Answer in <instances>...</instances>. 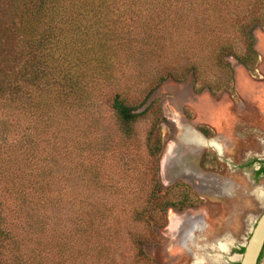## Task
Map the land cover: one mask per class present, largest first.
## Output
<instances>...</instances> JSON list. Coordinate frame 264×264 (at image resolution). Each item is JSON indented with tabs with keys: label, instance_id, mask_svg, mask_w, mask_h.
<instances>
[{
	"label": "rangeland",
	"instance_id": "374dc122",
	"mask_svg": "<svg viewBox=\"0 0 264 264\" xmlns=\"http://www.w3.org/2000/svg\"><path fill=\"white\" fill-rule=\"evenodd\" d=\"M28 1L0 0V66L10 70L25 58L19 15ZM229 4L248 5L250 15L264 0ZM263 12L254 29L257 54L247 66L229 57L232 70L217 67L218 38L207 35L202 43L189 41L180 65L164 64L143 77L137 103L160 77L176 78L164 80L143 102L148 110L133 125L130 141L121 140L105 106L100 121L108 153L100 162L107 163L108 185L121 200L108 204L105 234H96L75 209L19 211L0 174V220L11 247L0 254V264H238V251L264 212V175L256 172L264 162ZM234 34L235 51L244 55V39ZM156 121L162 149L154 161L147 135ZM192 132L214 146L193 142ZM110 169H117L112 178ZM132 209H147V218L136 221Z\"/></svg>",
	"mask_w": 264,
	"mask_h": 264
},
{
	"label": "trees",
	"instance_id": "16d2710c",
	"mask_svg": "<svg viewBox=\"0 0 264 264\" xmlns=\"http://www.w3.org/2000/svg\"><path fill=\"white\" fill-rule=\"evenodd\" d=\"M231 1L29 0L23 4L19 31L25 58L16 69L0 66V174L19 211L58 209L63 214L75 209L76 215L89 220L90 229L105 234L107 216L112 215L108 204L121 201L108 185L107 163L100 162L108 153L100 121L105 106L118 121L121 140L130 141L133 125L148 110L141 107L143 102L164 80L176 78L160 77L137 103L143 77L164 64L180 65L189 41H204L207 35L218 38L219 68L232 70L229 57L246 66L253 62L254 29L260 25L264 6L248 15V5L233 9ZM245 12L248 16L242 18ZM233 32L244 39V55L235 51ZM147 149L156 161L162 149L158 121L148 132ZM150 171H156L154 163ZM115 172L110 169V175ZM146 210L132 209L133 219H146ZM120 213L117 222L123 218ZM3 224L1 219L0 254L11 250ZM243 251L244 247L239 250ZM263 257L264 251L259 264Z\"/></svg>",
	"mask_w": 264,
	"mask_h": 264
},
{
	"label": "water",
	"instance_id": "95a60500",
	"mask_svg": "<svg viewBox=\"0 0 264 264\" xmlns=\"http://www.w3.org/2000/svg\"><path fill=\"white\" fill-rule=\"evenodd\" d=\"M264 249V212L252 230L249 240L245 244V251L241 255L239 264H258ZM202 263V262H201Z\"/></svg>",
	"mask_w": 264,
	"mask_h": 264
},
{
	"label": "bare ground",
	"instance_id": "6f19581e",
	"mask_svg": "<svg viewBox=\"0 0 264 264\" xmlns=\"http://www.w3.org/2000/svg\"><path fill=\"white\" fill-rule=\"evenodd\" d=\"M191 139L193 142L198 143V144H203V145H210V146H214V143L212 140L210 139H206L204 137L201 136V134L197 133V132H192L191 133ZM199 138H198V137Z\"/></svg>",
	"mask_w": 264,
	"mask_h": 264
},
{
	"label": "flooded vegetation",
	"instance_id": "af4514ba",
	"mask_svg": "<svg viewBox=\"0 0 264 264\" xmlns=\"http://www.w3.org/2000/svg\"><path fill=\"white\" fill-rule=\"evenodd\" d=\"M209 139V138H208ZM211 139V138H210ZM218 152V151H217ZM252 162H254V163H256L257 162V159L255 160V159H253V161ZM264 167V162H261V165L259 166V168L256 170V172L257 171H259V170H261L262 168ZM258 175H264V170L263 171H260L259 173H258ZM262 215V214H261ZM260 218V217H259ZM259 220V219H258ZM257 220V221H258ZM257 223V222H256ZM256 225V224H255ZM255 225H254V227H255ZM192 227H194V225L192 226ZM203 228L204 227H202L201 229H198V230H203ZM195 230H197V228L195 229ZM195 230L193 231V232H195ZM252 233V232H251ZM251 236V235H250ZM250 238V237H249ZM191 240H192V238H191ZM249 240V239H248ZM246 244V243H245ZM231 250V248L229 247V251ZM244 251H245V245H244ZM244 251L243 252H240V253H244ZM263 251H264V249H263ZM262 251V252H263ZM239 252V251H238ZM261 255H262V253H261ZM261 257V256H260ZM259 260H260V258H259ZM239 264V263H238ZM258 264H259V262H258Z\"/></svg>",
	"mask_w": 264,
	"mask_h": 264
}]
</instances>
